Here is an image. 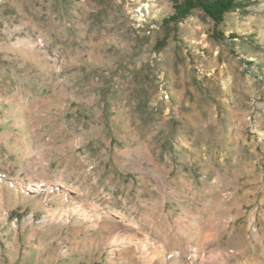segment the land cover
<instances>
[{
    "label": "rangeland",
    "instance_id": "1",
    "mask_svg": "<svg viewBox=\"0 0 264 264\" xmlns=\"http://www.w3.org/2000/svg\"><path fill=\"white\" fill-rule=\"evenodd\" d=\"M240 1L0 0V264H264V0Z\"/></svg>",
    "mask_w": 264,
    "mask_h": 264
},
{
    "label": "trees",
    "instance_id": "2",
    "mask_svg": "<svg viewBox=\"0 0 264 264\" xmlns=\"http://www.w3.org/2000/svg\"><path fill=\"white\" fill-rule=\"evenodd\" d=\"M183 17L191 14L195 9L201 10L216 23H221L227 14L236 11L245 5L240 0H174ZM183 1V4L180 2Z\"/></svg>",
    "mask_w": 264,
    "mask_h": 264
}]
</instances>
